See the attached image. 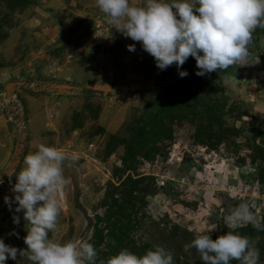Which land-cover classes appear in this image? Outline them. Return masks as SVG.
<instances>
[{"label": "rangeland", "instance_id": "1", "mask_svg": "<svg viewBox=\"0 0 264 264\" xmlns=\"http://www.w3.org/2000/svg\"><path fill=\"white\" fill-rule=\"evenodd\" d=\"M113 27L95 0H0V174L19 171L39 144L55 146L78 187L66 177L51 239L87 238L97 264L155 245L174 264H202L184 250L195 230L226 234L223 217L242 201L264 220V29L253 32L248 64L197 76L189 57L180 78ZM3 179L0 238L24 249L23 212L15 225L4 204L16 180ZM236 231L264 264V231Z\"/></svg>", "mask_w": 264, "mask_h": 264}, {"label": "clouds", "instance_id": "2", "mask_svg": "<svg viewBox=\"0 0 264 264\" xmlns=\"http://www.w3.org/2000/svg\"><path fill=\"white\" fill-rule=\"evenodd\" d=\"M95 3L108 24L124 37L140 43L142 50L154 58L157 69L163 71L175 64L180 78L189 74L180 70L189 57L194 58L199 69L197 76L237 63L248 64L253 32L264 29V0H140L139 5L131 0H95ZM127 48L129 52L136 50L135 44ZM66 160L68 155L63 150L41 143L36 151L23 157L19 171L9 167L0 174V185L4 183V175L10 184L13 176L16 180L11 185L14 195L4 197V204L14 213L13 224H20L21 217L16 213L21 212L27 222L23 238L26 248L7 245L0 238V264H6L8 259L15 261L18 255L31 264H97V250L87 238L61 242L49 236L57 228L64 205ZM253 208L247 201L240 202L223 217L226 234L213 240L210 233L217 225L197 229L184 250L194 249L202 264H231L233 260L238 264H261L256 242L236 231L247 225L264 231V220ZM99 264H174V257L165 247L155 245L142 256L122 249Z\"/></svg>", "mask_w": 264, "mask_h": 264}, {"label": "water", "instance_id": "3", "mask_svg": "<svg viewBox=\"0 0 264 264\" xmlns=\"http://www.w3.org/2000/svg\"><path fill=\"white\" fill-rule=\"evenodd\" d=\"M64 175H65V178L67 176L71 177L73 185H74V189L77 190L78 181H77V175H76L75 169L72 166H65Z\"/></svg>", "mask_w": 264, "mask_h": 264}, {"label": "bare ground", "instance_id": "4", "mask_svg": "<svg viewBox=\"0 0 264 264\" xmlns=\"http://www.w3.org/2000/svg\"><path fill=\"white\" fill-rule=\"evenodd\" d=\"M62 195H63V192H62ZM64 196V195H63Z\"/></svg>", "mask_w": 264, "mask_h": 264}, {"label": "trees", "instance_id": "5", "mask_svg": "<svg viewBox=\"0 0 264 264\" xmlns=\"http://www.w3.org/2000/svg\"><path fill=\"white\" fill-rule=\"evenodd\" d=\"M88 220V222H89V219H87Z\"/></svg>", "mask_w": 264, "mask_h": 264}]
</instances>
